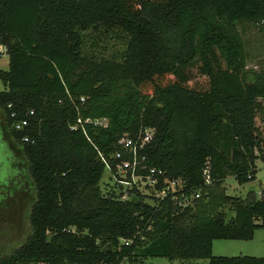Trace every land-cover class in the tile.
Wrapping results in <instances>:
<instances>
[{"label":"trees","instance_id":"obj_1","mask_svg":"<svg viewBox=\"0 0 264 264\" xmlns=\"http://www.w3.org/2000/svg\"><path fill=\"white\" fill-rule=\"evenodd\" d=\"M246 23L264 33V0H0V110L35 191L30 234L0 264H264L211 252L213 240H250L264 226V191L223 185L253 180L264 161V69L246 68ZM112 34L122 49L93 50ZM145 130L136 153L120 144ZM134 161L136 175L163 172L155 187L103 193L106 165ZM163 178L180 189L158 199Z\"/></svg>","mask_w":264,"mask_h":264},{"label":"rangeland","instance_id":"obj_2","mask_svg":"<svg viewBox=\"0 0 264 264\" xmlns=\"http://www.w3.org/2000/svg\"><path fill=\"white\" fill-rule=\"evenodd\" d=\"M240 36L244 42V53L246 57V68L264 69V33L252 24H241L237 26ZM113 36L115 34H112ZM87 37L90 34L86 35ZM99 43L93 50L99 52L106 45L108 50L122 49L120 40L115 36ZM91 40L93 39L90 36ZM101 44V45H100ZM1 46V45H0ZM9 56L2 47L0 53V71L8 70ZM4 85L0 81V90ZM263 140L261 147L264 152V121L259 117L256 119ZM255 178L244 184H238L232 176L224 181L226 193L245 197L253 192L257 197L264 191V161L258 158L255 161ZM115 172L105 169L100 187L105 193L110 188L118 187ZM136 180V179H135ZM142 191H146L143 182H137ZM124 188L126 185H121ZM35 191L28 171L27 161L20 149L10 136L3 112L0 110V257L10 253L14 248L21 245L30 234L29 214ZM152 204V199H147ZM257 224L263 221L258 220ZM213 256H252L264 257V226L258 227L250 240H224L218 239L212 242ZM120 264H208L207 259L169 260L165 257L140 258L132 256L123 260Z\"/></svg>","mask_w":264,"mask_h":264},{"label":"built area","instance_id":"obj_3","mask_svg":"<svg viewBox=\"0 0 264 264\" xmlns=\"http://www.w3.org/2000/svg\"><path fill=\"white\" fill-rule=\"evenodd\" d=\"M0 53H2V46H0ZM32 113L33 112L30 111L29 114H32ZM84 121L85 122H93L94 124H99V125H105V123H106L105 119L92 120V119L87 118ZM78 122H81L80 119L78 120ZM26 125H27V121L22 120L21 122L15 124V128L21 129ZM151 138H152V131L151 130H145L143 137L141 138L139 143L133 142L131 139H129L127 137H123L120 140V144L122 145V147L125 150H127L129 152L136 153L137 149L143 148V146L147 142H149L151 140ZM25 140H27V138H25ZM115 157L120 158L121 157L120 152H117L115 154ZM142 159H144V157H142ZM135 164H136L135 161L132 164H130L129 162H122L121 164H118L116 166L114 171H111L110 167L108 165H106V169H108L111 172H115V176H118L119 180H117L116 183H118L119 186L126 185L124 188H122V191H123L122 196H121L122 200H125L128 198V193H127L126 189L132 187L133 185H135V187L138 188V190L142 191L139 187L140 185L137 184V182H143L144 183L143 187L146 189V191H143V192L148 193L150 190L149 188L155 187V185L158 181V176L163 177V172L160 169H156V168H150V170H149L150 175H147L145 177L136 175L134 173ZM128 169L131 171V174H130L131 181H128L126 179V172ZM179 189L180 188L177 187V181H174V180L168 181L165 178H163V183H162L161 189L157 190L154 193V195L156 198L162 199V198L166 197L168 194L174 193V192L178 191ZM181 196H182V199H181L179 204L185 205V204H188L190 202L191 198H187L183 194ZM194 197H198V194H195Z\"/></svg>","mask_w":264,"mask_h":264}]
</instances>
